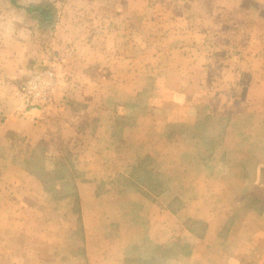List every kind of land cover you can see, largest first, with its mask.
Returning a JSON list of instances; mask_svg holds the SVG:
<instances>
[{
    "label": "crops",
    "instance_id": "obj_1",
    "mask_svg": "<svg viewBox=\"0 0 264 264\" xmlns=\"http://www.w3.org/2000/svg\"><path fill=\"white\" fill-rule=\"evenodd\" d=\"M42 1L53 3L58 12L51 31L38 29L23 9ZM150 1L153 5L148 6ZM8 10L14 14L9 21L0 15L2 178L12 184L24 180L18 184L21 188L34 189L49 204L45 190L55 185L47 182L46 175L52 173L49 179H54L57 173V182L61 181L57 188H69L71 193L54 202L58 211L68 206L72 213H57V228L21 227L1 234L6 240L0 241V264H264V0H0V14ZM154 11L173 17L189 14L188 22H182L186 27L218 29L223 43L244 52L223 55V50L211 56L206 39L190 35L193 29L188 33L183 27L182 36H176L177 23L155 22L154 29L143 35L137 17ZM96 14L103 15L96 18ZM195 43L205 47L197 56L190 48ZM179 45L181 49L176 48ZM226 55L230 56L223 58ZM241 58L246 62L243 68L214 67V61ZM163 60L166 68L155 63ZM151 67L155 72H186L183 86H163L170 110L186 93L181 105L193 107L191 93L203 92L200 81L189 80L190 72L198 77H203L200 72H247L252 83L237 90L243 91L237 101H225L221 108L231 129L228 154L237 157L229 170L245 174L242 179L231 175L243 185H236L241 194L245 192L240 205L253 201L250 193L258 190V213L246 210L225 221L203 216L207 227L191 235L183 225L175 226L172 209L159 198L110 191L103 180L111 172L110 157L122 156L114 165L129 170L131 164L122 161L127 146H134L136 157H152L158 153L151 145L160 137L165 140L155 124L149 126L154 131L149 136L107 131L110 125L125 122L120 115L123 106L141 95L140 72ZM38 74L45 75L42 94L37 106L30 107L28 102L34 99L29 82ZM194 105L205 108L199 100ZM144 141H151L149 151L142 150L147 147ZM4 230L9 229L0 227V232ZM179 237L180 246L175 244ZM12 254H19V261L12 262Z\"/></svg>",
    "mask_w": 264,
    "mask_h": 264
},
{
    "label": "rangeland",
    "instance_id": "obj_2",
    "mask_svg": "<svg viewBox=\"0 0 264 264\" xmlns=\"http://www.w3.org/2000/svg\"><path fill=\"white\" fill-rule=\"evenodd\" d=\"M147 3L148 6L153 5L151 1ZM0 15L4 19L6 18L4 22L9 21L14 16L9 10ZM97 15L101 16L103 14H96L94 17L98 18ZM172 15V13L165 12H145L137 17V22L143 26V35L154 29L152 26L155 22L163 25L177 23V28L174 30L176 36H182L183 27L188 30V33L193 29L190 35L196 38H205L206 51L212 54L211 56L220 54L223 50V55L224 53L244 52L238 46L232 47L230 44L223 43L225 37L216 33L219 31L218 29H212V27L195 29L193 28L195 24L192 27L187 26V28L182 22H188L190 18L187 16L189 14L174 13V17ZM2 27H5V23ZM218 40H220V44H218ZM214 41H216V44L212 43ZM147 47V49H151L150 45ZM181 47V45L176 46L179 49ZM205 47L198 46V43H195L190 46L191 49H194L191 54L197 56ZM242 47L244 48L245 45ZM183 48H187V45ZM148 56H143L144 60ZM228 56L230 55L223 56V58ZM226 60L222 59L221 62L218 61L217 63L214 61V67H217V69L223 67V69L226 68L230 71L236 66H242L241 68H243L246 63L242 62V58L227 62ZM159 62L155 63L161 66L165 63L164 60L161 63ZM163 68H166L165 64ZM145 69V71L140 72L141 95L136 98V101H129L126 106H123L120 115L125 118V122L118 126L112 124L107 131L115 134L120 132L125 135L134 132L142 135L147 133V136H149L151 132H154L149 129V126L155 124L154 126L158 132L155 133L160 135L164 133L165 140L160 137L155 141V145H151L158 153L157 156L152 157L145 156V154L140 155L142 158L136 157L134 154L137 150L134 146H131V148L127 146L124 151L126 155H124L122 161L125 162L126 160L127 164H131V166H127L129 170H123L126 167L121 164L114 165V162L120 160L122 156L119 155L117 158L114 156V159L110 157L107 161L111 172L103 178L107 185L112 187L110 191L127 194L136 193L146 198H159L162 204L168 205L172 209L175 226L176 223L179 225L178 227L183 225L191 235L202 231L205 225L207 227V224H204L205 222H201L204 219L203 216L225 221L231 220L237 214H239L238 216L243 215L242 211L246 210L258 213L257 208H259V205L256 200L258 190L250 193L249 197L253 201L240 205V200H243L245 192L241 194V189H237L236 185L240 187H243V185L241 180H234L231 175L235 174L242 179L245 174L231 173L229 170L231 164L237 163V157H229L228 154L230 141L227 139L231 129L229 120L225 116V109L221 108L225 101L240 98L243 91L238 93L237 90H244L246 84L252 83L251 78L247 79L246 77L247 72H200L203 77H198L195 72H190L192 76L189 80L193 81L194 84L200 81V88L204 86L203 92L196 93L195 90L194 93H191L190 99L193 100V107L184 109L181 105V101L187 99L186 93L185 98L181 95L175 101L174 109L170 110L169 104L165 103L166 89L163 86L166 84L171 87L183 86L181 82L188 80L184 75L186 72H164L162 69L155 72L154 67ZM229 87H232L231 91ZM220 95L231 97L228 99L219 98ZM198 100L202 105L204 104V109L197 108L194 105ZM176 102H179V106L176 105ZM217 112L222 116L218 117ZM147 139L149 138L147 137ZM132 142L135 144L134 139ZM138 142L140 143V141ZM125 143L128 145V142ZM143 143L147 147H143L142 150L147 149L149 151L151 141L148 143L144 141ZM168 152L171 156H167ZM94 159L96 161L100 160L99 157ZM111 160H113L112 163ZM2 175L4 174L0 171V227L9 230L0 232L1 242L6 240H3L1 234L8 232L10 235L9 232L13 228L16 230L17 228L21 229V227L29 230L57 228V219L59 218L57 216L60 214L67 216V214L72 213L71 207L69 209L68 206H60V208H67V210L58 211V206L54 202L57 196L71 193L69 188H57V184L59 185L61 182H57V173H54V179H49L52 173L46 175L47 182H53L55 185L53 190H45L48 198L46 200H50L49 204L44 203V196L42 194L38 195L34 189L21 188V185L18 184L25 183L24 180L18 182V184H12V181H7L6 176L2 178ZM61 175L69 177L70 174L63 172ZM26 197L29 199L24 200L22 203V200ZM13 198L19 200V202L11 204ZM30 201L35 203L28 204L27 202ZM25 218L27 221L24 220ZM8 239L10 242H15V237H9ZM179 239L181 237L178 238V242H175V244L180 246L181 240ZM12 255L13 258L10 256L12 262L19 261V254Z\"/></svg>",
    "mask_w": 264,
    "mask_h": 264
},
{
    "label": "trees",
    "instance_id": "obj_3",
    "mask_svg": "<svg viewBox=\"0 0 264 264\" xmlns=\"http://www.w3.org/2000/svg\"><path fill=\"white\" fill-rule=\"evenodd\" d=\"M14 3L16 2L14 1ZM23 9L38 29L42 31H51L55 28L58 12L53 3L42 1L40 3L24 6Z\"/></svg>",
    "mask_w": 264,
    "mask_h": 264
},
{
    "label": "built area",
    "instance_id": "obj_4",
    "mask_svg": "<svg viewBox=\"0 0 264 264\" xmlns=\"http://www.w3.org/2000/svg\"><path fill=\"white\" fill-rule=\"evenodd\" d=\"M45 75L38 74L33 77V79L29 82L28 92L30 96L34 99L29 101L28 104L30 107H36L37 106V98L42 94L41 87L43 86V80ZM46 88H44L45 90Z\"/></svg>",
    "mask_w": 264,
    "mask_h": 264
}]
</instances>
